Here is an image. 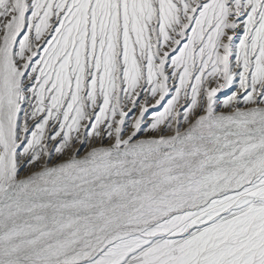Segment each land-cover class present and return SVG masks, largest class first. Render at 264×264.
Returning <instances> with one entry per match:
<instances>
[{
  "label": "snow or ice",
  "instance_id": "obj_1",
  "mask_svg": "<svg viewBox=\"0 0 264 264\" xmlns=\"http://www.w3.org/2000/svg\"><path fill=\"white\" fill-rule=\"evenodd\" d=\"M0 264H264V0H0Z\"/></svg>",
  "mask_w": 264,
  "mask_h": 264
}]
</instances>
